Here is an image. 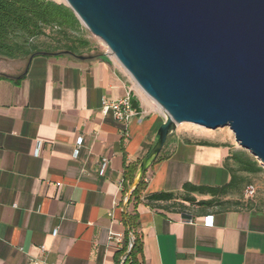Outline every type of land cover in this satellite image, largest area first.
<instances>
[{
	"label": "crops",
	"instance_id": "1",
	"mask_svg": "<svg viewBox=\"0 0 264 264\" xmlns=\"http://www.w3.org/2000/svg\"><path fill=\"white\" fill-rule=\"evenodd\" d=\"M84 49L0 56V74L23 75L18 84L0 79V264H122L127 170L150 151L165 119L136 93L129 122L103 112V98H122L130 85L110 56ZM217 137L173 132L146 171L137 205L143 264H264V205L181 209L144 199L183 196L186 183L227 184L232 147Z\"/></svg>",
	"mask_w": 264,
	"mask_h": 264
},
{
	"label": "water",
	"instance_id": "2",
	"mask_svg": "<svg viewBox=\"0 0 264 264\" xmlns=\"http://www.w3.org/2000/svg\"><path fill=\"white\" fill-rule=\"evenodd\" d=\"M65 1L165 116L124 212L182 123L229 127L264 167V0Z\"/></svg>",
	"mask_w": 264,
	"mask_h": 264
},
{
	"label": "trees",
	"instance_id": "3",
	"mask_svg": "<svg viewBox=\"0 0 264 264\" xmlns=\"http://www.w3.org/2000/svg\"><path fill=\"white\" fill-rule=\"evenodd\" d=\"M82 23L74 11L64 3L54 0H0V56L5 58L31 57L41 51L66 50L77 53L81 48L92 49L91 42L83 37H73V33L79 32ZM48 29L50 32L48 33ZM40 37L50 39H62L63 47L56 49H40L31 45L30 41ZM101 56H106L104 53ZM23 75L11 78L0 74V79H12L18 84ZM133 107L138 108V102L132 100ZM141 163V162H140ZM140 163L127 170L130 181L127 186V195L132 185ZM225 165L231 173L230 181L219 187L198 186L186 183L183 186L185 195L176 196L171 192H160L147 195L144 199L151 201H166L172 206L181 209H190L194 204L201 208L217 206L221 209L253 207L260 205L249 199L241 197L249 185H254L250 175H256L264 171L259 161L245 149L231 150L225 160ZM146 174V173H145ZM145 175L139 185L132 192L128 201L127 211L124 212L123 221L126 225L125 237L118 250L122 264H143L139 255L143 248L142 238L139 233L141 225L137 205L141 201V195L145 188ZM192 193L209 194L210 199L196 201ZM226 197H228L226 199ZM245 197V196H244ZM124 204V201L122 202ZM189 203V205L187 204ZM131 237L133 246L130 248ZM130 250V251H129Z\"/></svg>",
	"mask_w": 264,
	"mask_h": 264
},
{
	"label": "rangeland",
	"instance_id": "4",
	"mask_svg": "<svg viewBox=\"0 0 264 264\" xmlns=\"http://www.w3.org/2000/svg\"><path fill=\"white\" fill-rule=\"evenodd\" d=\"M54 1L66 4L65 0H54ZM47 32L49 33L50 30L48 29ZM73 37H83L91 42L93 49L99 52H104L105 54L109 53L106 44L99 37L95 36L92 32H90L87 29V27L83 24L79 32L73 33ZM30 44L35 45L37 48L43 50L56 49L57 47H63L64 41L62 39L53 40L48 37H40L30 41ZM84 51L89 52V49H84ZM111 58L112 61L116 64V66L123 72V74H125V77L128 80L129 85L135 89V93L141 98L144 107L147 108V110L149 111L160 113L165 119L164 113L162 109L159 107V105L138 86V84L134 81V79L123 68V66L114 56H112ZM193 130L202 131V132H213V134L218 136L217 137L218 139L228 142V144L232 147V150L243 149L240 146V144L236 141L235 135L229 127L219 128L216 129L215 131H206V129L199 127L195 124L182 123L178 125V127L174 132H194ZM249 153L251 154V152ZM250 180H251L250 183L254 184L256 187V193L252 198L249 199V201H253L257 204L264 205V171L256 175H250ZM241 197L245 199L244 195H242Z\"/></svg>",
	"mask_w": 264,
	"mask_h": 264
},
{
	"label": "built area",
	"instance_id": "5",
	"mask_svg": "<svg viewBox=\"0 0 264 264\" xmlns=\"http://www.w3.org/2000/svg\"><path fill=\"white\" fill-rule=\"evenodd\" d=\"M111 57L112 56H110V58ZM132 93H135V89L132 86H130L127 90L126 95L122 98H119L116 100H109L108 98H103L102 100L103 112L106 113L111 110L114 117L117 120L125 122V123L129 122L131 118L136 114V110L132 104ZM82 141H83L82 137H79L77 141L78 146H81ZM78 152H79V149L76 150V155L78 154ZM105 165H106V162L103 168L105 167ZM255 193H256L255 185H249L244 190V196L247 199L252 198L255 195ZM206 223L208 225H212L213 219L211 217L207 218ZM111 238H113V236ZM124 259L125 258H123L122 263L124 262ZM32 264H38V263L33 262ZM50 264H58V263L52 262Z\"/></svg>",
	"mask_w": 264,
	"mask_h": 264
}]
</instances>
